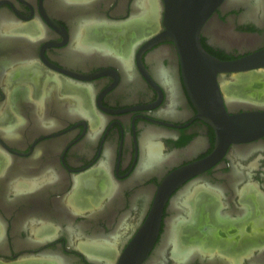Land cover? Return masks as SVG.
<instances>
[{"label":"flooded vegetation","instance_id":"af4514ba","mask_svg":"<svg viewBox=\"0 0 264 264\" xmlns=\"http://www.w3.org/2000/svg\"><path fill=\"white\" fill-rule=\"evenodd\" d=\"M138 1L0 0V264H119L136 240L148 248L139 264H264V134L218 147L178 47L156 40L163 0ZM257 2L222 0L203 49L221 61L264 52ZM261 63L217 75L229 116L264 120ZM146 138L172 161L145 171ZM43 175L58 182L28 185ZM14 179L29 196L16 198ZM158 198L154 236L144 228L156 226ZM63 200L79 213L60 212ZM115 234L117 250L104 247Z\"/></svg>","mask_w":264,"mask_h":264},{"label":"water","instance_id":"95a60500","mask_svg":"<svg viewBox=\"0 0 264 264\" xmlns=\"http://www.w3.org/2000/svg\"><path fill=\"white\" fill-rule=\"evenodd\" d=\"M163 2L165 30L156 40H168L178 47L186 90L197 111L214 127L219 136L218 147L224 150L230 142H236L240 138L252 139L264 134V120H255L247 116L231 117L227 114L217 85V75L220 73L245 71L260 66L261 62H264V52L240 60L221 61L203 49L200 43L201 29L222 0H163ZM200 165L201 163H197L189 167V170H197ZM179 172L181 173V170ZM162 204L158 198L155 202V215L151 216V221H156V226L144 228L145 231L153 230L154 236L158 232ZM144 245L142 244V247ZM150 246L149 244L148 247ZM147 252L148 248L139 247L136 240L129 245L119 264H139Z\"/></svg>","mask_w":264,"mask_h":264},{"label":"bare ground","instance_id":"6f19581e","mask_svg":"<svg viewBox=\"0 0 264 264\" xmlns=\"http://www.w3.org/2000/svg\"><path fill=\"white\" fill-rule=\"evenodd\" d=\"M147 0H139L138 2H137V5L138 6H140V4H141V8H142V5H145V2H146ZM158 0H155V3L157 2ZM247 1H249V0H247ZM258 2L256 3L257 5H259V1L260 0H257ZM233 2L234 3H237V4H239V3H242V2H245V0H233ZM253 3V2H252ZM257 5H256V7H257ZM261 5V4H260ZM157 7V12H158V10H160V8L158 7V6H156ZM253 7H255V6H253ZM255 7V8H256ZM259 8V7H258ZM257 8V9H258ZM261 8V7H260ZM259 8V9H260ZM140 10V9H139ZM143 10V9H142ZM253 10H255V9H253ZM256 11V10H255ZM156 12V11H155ZM137 14V13H136ZM156 14V13H155ZM155 14H154V16H155ZM252 14V13H251ZM158 16V15H157ZM153 17V16H152ZM154 19V18H153ZM154 21H155V19H154ZM3 22H4V25H3V27H4V29L5 28H7V27H9L8 26V20H5V19H3ZM150 22V21H149ZM157 22V21H156ZM1 24V23H0ZM159 27V26H158ZM6 30V29H5ZM81 33V29L80 28H77V32H76V37H74V40L75 41H77V39H78V35ZM77 49H78V47H76ZM21 49H23V48H21ZM94 50V49H93ZM90 53H92V51L90 52ZM120 63V66L123 68V69H127V68H129V62L128 61H122L121 60V62H119ZM161 77V76H160ZM162 78V77H161ZM35 124L38 126V128H41V127H46V123H45V121H43V119H41V117L38 115H36L35 116ZM42 125V126H41ZM155 138V137H154ZM154 139H152V138H146L145 140H144V142H143V148H145V152H146V156H145V158H144V161L142 162L143 163V166H145L144 167V170L145 171H147V170H150V168L154 165V163H155V158H158L159 159V161H161L160 163L162 164V165H165V164H168L169 162H171L172 160H170V159H162L161 157H159V154H161V145L159 144V143H157V142H154L153 141ZM156 151L157 152V154H153L154 152ZM158 161V160H157ZM154 166H156V165H154ZM109 168V167H108ZM58 177L57 176H48V175H43L42 177H40V180L38 179V180H34V182L33 181H29L28 182V185L31 187V186H33L34 188H38V184L41 182V188L42 187H44V185H46L47 183L49 184V183H54V182H58ZM14 182L10 185V189H13V191L15 192V194H16V198L18 197H21V196H25V195H28L29 196V193L27 192H24V191H20V186L16 183V181H17V179L15 180H13ZM24 183V182H23ZM27 183V182H26ZM29 186H28V188H29ZM116 186V185H115ZM115 186H113V190H111L112 192H111V197H113L114 196V188H115ZM108 188V187H107ZM117 188V187H116ZM109 189V188H108ZM112 189V188H111ZM38 191V190H37ZM108 191V190H107ZM116 191V190H115ZM106 192V191H105ZM106 193H108V192H106ZM189 195V194H188ZM109 196V195H108ZM190 196V195H189ZM79 197V196H78ZM77 198V197H76ZM186 200V199H185ZM64 201V200H63ZM111 201H113V199L111 200ZM64 203H65V205L67 206L66 208H65V206L64 205H62V207L60 208V212H63V214H66V213H71V214H77V213H79L76 209H74V208H72V207H70L69 206V204H67V202H65L64 201ZM70 203H71V201H70ZM93 210V211H92ZM91 211V213L93 214V216H92V218H94V219H96V218H98L99 216H102L106 211H107V209L105 208L104 209V207H98L97 209L96 208H93ZM60 214L61 213H58L57 215L58 216H60ZM70 214V215H71ZM63 217V216H62ZM67 217V216H66ZM63 219V218H62ZM175 220H173V222H172V224L173 225H175ZM68 225V224H67ZM70 225H72L71 223H70ZM120 226V225H119ZM69 227H67V229H68ZM74 228H75V226H74ZM71 229V228H70ZM76 229V228H75ZM78 232L81 234V233H83L82 232V230H81V228H79L78 227ZM69 231V230H68ZM71 231H72V229H71ZM75 231V230H74ZM77 232V233H78ZM70 233H72V232H70ZM74 233V232H73ZM76 233V234H77ZM118 235V234H117ZM116 234L114 235V236H116L115 238H113V239H106V240H102V245L104 246V247H107V248H109V249H111V250H117V246H118V243H119V241H118V236H117ZM168 241H170V239L168 240ZM172 242V241H171ZM52 260H54L57 264H70L68 261H66L65 259H63V258H58V259H52ZM53 261V262H54ZM256 262V261H255Z\"/></svg>","mask_w":264,"mask_h":264}]
</instances>
